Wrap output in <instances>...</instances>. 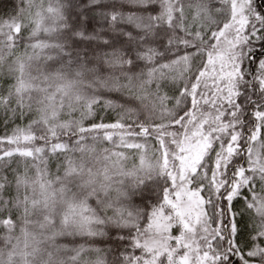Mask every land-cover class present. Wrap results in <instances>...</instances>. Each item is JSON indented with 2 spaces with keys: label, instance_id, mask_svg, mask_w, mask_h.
<instances>
[{
  "label": "snow or ice",
  "instance_id": "6c2138e0",
  "mask_svg": "<svg viewBox=\"0 0 264 264\" xmlns=\"http://www.w3.org/2000/svg\"><path fill=\"white\" fill-rule=\"evenodd\" d=\"M0 264H264V0H12Z\"/></svg>",
  "mask_w": 264,
  "mask_h": 264
},
{
  "label": "trees",
  "instance_id": "16d2710c",
  "mask_svg": "<svg viewBox=\"0 0 264 264\" xmlns=\"http://www.w3.org/2000/svg\"><path fill=\"white\" fill-rule=\"evenodd\" d=\"M12 0H0V14L11 8Z\"/></svg>",
  "mask_w": 264,
  "mask_h": 264
}]
</instances>
